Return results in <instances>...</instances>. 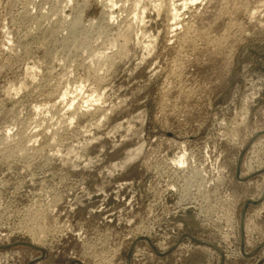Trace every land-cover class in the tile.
Wrapping results in <instances>:
<instances>
[{
	"label": "rangeland",
	"instance_id": "374dc122",
	"mask_svg": "<svg viewBox=\"0 0 264 264\" xmlns=\"http://www.w3.org/2000/svg\"><path fill=\"white\" fill-rule=\"evenodd\" d=\"M101 1L0 0V264H264V0Z\"/></svg>",
	"mask_w": 264,
	"mask_h": 264
},
{
	"label": "bare ground",
	"instance_id": "6f19581e",
	"mask_svg": "<svg viewBox=\"0 0 264 264\" xmlns=\"http://www.w3.org/2000/svg\"><path fill=\"white\" fill-rule=\"evenodd\" d=\"M99 1H100V0H99ZM106 1H107V0H106ZM106 1H105V0H102V1H101V4L104 5V6H106V7H104V8L109 7V8L111 9V6H112V5L114 6L113 0H112V1L109 0V1H107V2H106ZM191 1H192V0H191ZM215 1H216V0H215ZM221 1H222V0H221ZM226 1H227V0H226ZM239 1H240V0H239ZM241 1L243 2V0H241ZM246 1H247V0H246ZM111 2H112L113 4H109V6H107V5H108L107 3H111ZM177 2H178V1H177ZM184 2H185V1H184ZM192 2H193V1H192ZM194 2H195V1H194ZM212 2H214V0H212ZM230 2H231V1H230ZM242 2H241V3H242ZM248 2H249V0H248ZM210 3H211V2H210ZM223 3H224V2H223ZM232 3H233V0H232ZM234 3H236V2L234 1ZM180 4H181V3H180ZM208 4H209V3H208ZM213 4H214V3H213ZM220 4H221V3H220ZM224 4H225V3H224ZM228 4H229V2H228ZM228 4H227V5H228ZM245 4H246V2H245ZM245 4L242 3V4H240V5L244 6ZM110 5H111V6H110ZM185 5H186V3H185ZM215 5H216V4H215ZM227 5H226V6H227ZM238 5H239V4H238ZM240 5H239V6H240ZM248 5H249V4H248ZM204 6H205V5H204ZM223 6H224V5H223ZM245 6H246V5H245ZM183 7H184V6H182V9H183ZM209 7H210V6H209ZM248 7H249V6H248ZM112 8H113V7H112ZM220 8H221V9H216L215 11H212V13L214 14V17H215L216 15H219V14H221V15L224 14V15H226V16L233 17V16H235V14H236L237 12L242 11V10L239 9V8H238V9H239V10H238L237 7L235 6V4H234V5L231 4V6L229 5L227 8L225 7L226 10L224 9V11L222 10V6H221ZM223 8H224V7H223ZM240 8H241V6H240ZM245 8H246V7H245ZM204 9H208V8H204ZM107 10H109V9L107 8ZM243 10L245 11L246 9L243 8ZM103 11H105V10H103ZM169 11H170V15H171L172 20H176V19L180 18V14H179L180 11L178 12V7H177L176 5H174V3L172 4V7L170 8ZM206 11H207V10H206ZM209 11H210V10H209ZM57 12H58V11H57ZM60 12H61V11H60ZM60 12H58V13H60ZM106 12H107V11H105V12L103 13V16H104V14H105ZM203 12H204V11H203ZM207 12H208V11H207ZM207 12H204V13H205V14H208ZM210 12H211V11H210ZM46 13H47V12H46ZM50 13H51V12H50ZM108 13H109V14H107L108 16L105 14L107 17L105 16L106 19H105V18H104V19L107 20V22L109 23V22L112 21L111 19H113V18L111 17V15L113 14V11L110 10V12H108ZM200 13H201V12H200ZM204 13H203V14H204ZM240 13H241V12H240ZM242 13H243V12H242ZM47 14H48V13H47ZM53 14H54V13H53ZM201 14H202V13H201ZM237 14H238V13H237ZM43 15H45V14L42 13V17H43ZM54 15H55V14H54ZM54 15H53L52 17H54ZM58 15H59V14H58ZM61 15H62V14H61ZM211 15H212V14H211ZM50 16H51V15H50ZM203 16H204V15H203ZM207 16H209V15H207ZM219 16H220V15H219ZM38 17H39V16H38ZM42 17H40V19H41ZM48 17H49V16H48ZM56 17H58V16H55V18H56ZM211 17H212V16H211ZM223 17H224V16H223ZM45 18H46V17H45ZM63 18H64V17H63ZM102 18H103V17H102ZM199 18H200V17H199ZM204 18H205V17H204ZM204 18H203V19H204ZM228 18H229V17H228ZM40 19L38 18V20H40ZM203 19H202V20H203ZM206 19H207V18H206ZM209 19H210V18L208 17L207 20L209 21ZM237 19H239V18H236V19L234 18L235 21H236ZM42 20H43V19H42ZM170 20H171V19H170ZM195 20H196V18H195ZM198 20H201V19H198ZM210 20H211V19H210ZM212 20H213V19H212ZM215 20H216V19H215ZM217 20H218V19H217ZM219 20H220V19H219ZM223 20H224V19H223ZM223 20H222V21H223ZM225 20H226V19H225ZM230 20H232V19L230 18ZM230 20H228V21H230ZM49 21H50V20H49ZM102 21H103V20H102ZM208 21L206 22V20L204 19V22L201 21L200 24H199V26H197L196 28L194 27L195 29L198 28L197 31H194V30H193V31L195 32V35H194V34L191 35V33L188 34V33H189V30L191 29V28H189V26L185 28V29L189 28V30H185L186 32L188 31L187 34H186L185 32H183V33H185L186 35L183 36L184 39H180L181 41L183 40L182 43H180L181 46L179 45V48H180V47L183 48V49H182V52H183L184 48H187V49H189V48H192V49H195V48H196V49H199L198 47H200L202 44H201V45L198 44V43H197L198 41H199V43H200V41H201V43H203L202 41H205V43H206V42H208V43H213V44H211V45H214V49H213V50H215V45H220L221 42L223 43V41H224L223 38H224V36H225L224 33H223L222 35H220L221 37H218V35H219L220 33H219L218 35H217V33L214 34V33H213L214 30H213V32L210 30V25H211L212 23H210L211 21H210V22H208ZM228 21H227V22H228ZM235 21L233 22V20H232L233 23H232V22L229 23L228 26L226 27V30H232V29H235V28L238 29V25H240V23L235 22ZM238 21H240V19H239ZM50 22H51V21H50ZM212 22H213V21H212ZM40 23H41V22H40ZM53 23H54V22H53ZM55 23H56V22H55ZM58 23H59V22H58ZM104 23H105V22H104ZM113 23H114V22H113ZM217 23H218V22H217ZM220 23H221V22H220ZM223 23L226 24L225 21H224ZM223 23H222V24H223ZM79 24H80V19L77 17V18H75V19L73 20V22L71 23L70 31H73V30H74ZM95 24H96V23H95ZM174 24H175V23H174ZM174 24H173V25H174ZM190 24H192V23H190ZM190 24H189V25H190ZM225 24H224V25H225ZM92 25H93V24H92ZM214 25H215V23H214ZM226 25H227V24H226ZM226 25H225V26H226ZM41 26H42V25H41ZM88 26H89V25H88ZM90 26H91V25H90ZM193 26H194V25H193ZM216 26H217V25H216ZM174 27H175V26H174ZM190 27H191V26H190ZM211 27H212V26H211ZM213 27H214V26H213ZM222 27H223V26H222ZM171 28H172V27H171ZM108 29H109V28H108ZM192 29H193V28H192ZM192 29H191V30H192ZM214 29H216V28H214ZM217 29H218V28H217ZM217 29H216L215 31H218ZM58 30H59V29H58ZM191 30H190V31H191ZM208 30H210V31L212 32V34H214L215 36L217 35V37L211 39V37H212L213 35L211 34V37H210V36H209L210 34L208 35V33H209ZM220 30H221V27H220ZM226 30L224 29V31H226ZM235 30H236V29H235ZM173 31H174V30H173ZM191 32H192V31H191ZM219 32H220V31H219ZM226 32H227V31H226ZM73 33H74V31H73ZM181 33H182V32H181ZM228 33H229V32H228ZM230 33H232V32H230ZM174 35H175V34H174ZM223 35H224V36H223ZM233 35H234V34H233ZM181 36H182V35H181ZM181 36H180V37H181ZM226 36H227V34H226ZM226 36H225V37H226ZM231 36H232V35H231ZM231 36H230V39H231ZM178 37H179V36H178ZM213 37H214V36H213ZM117 38H118V37H117ZM125 38H127L126 35H125ZM169 38H170V37H169ZM181 38H182V37H181ZM197 39H199V40H197ZM224 39H226V38H224ZM230 39H228V40H230ZM237 39H238V38H237ZM169 40H170V39H169ZM180 40H179V41H180ZM221 40H223V41H221ZM226 40H227V39H226ZM123 41H124V40H123ZM179 41H178V42H179ZM196 41H197V42H196ZM124 42H126V41H124ZM124 42H123V43H124ZM127 42H128V40H127ZM178 42H177V43H178ZM225 42H226V41H225ZM227 43H228V42H227ZM81 44H82V43H81ZM109 44H110V43H109ZM113 44H114V43H113ZM125 44H126V43H125ZM223 44H224V43H223ZM223 44H221V45H223ZM228 44H229V43H228ZM228 44H227V45H228ZM121 45H122V44H121ZM121 45L119 46L120 48H121ZM174 45H175V44H174ZM197 45H199V46L197 47ZM206 45H207V43H206ZM78 46H79V45H78ZM80 46H81V45H80ZM111 46H112V45H111ZM123 46H125V45H123ZM123 46H122V49H124ZM208 46H209V45H208ZM224 46H225V44H224ZM82 47H83V46H82ZM84 47H85V46H84ZM87 47H88V46H87ZM113 47H114V46H113ZM205 47H207V46H205ZM225 47H226V46H225ZM230 47H232V46H231V43H230ZM61 48H62V47H61ZM61 48H60V50H61ZM75 48H76V47H75ZM79 48H80V47H79ZM108 48H109V47H108ZM219 48H221V47H219ZM122 49H121V50H122ZM180 49H181V48H180ZM201 49H202V47H201ZM201 49H200V50H201ZM204 49H205V48H204ZM206 49H208V48H206ZM209 49H210V46H209ZM216 49L219 50L218 48H216ZM73 50H74V49H73ZM172 50H173V49H172ZM178 50H179V49H178ZM178 50H176V52H177ZM189 50H190V49H189ZM220 50H221V49H220ZM220 50H219V51H220ZM228 50H229V49H228ZM231 50H232V49H231ZM69 51H70V50H69ZM87 51H88V50H87ZM92 51H93V50H92ZM195 51H196V50H194L193 52H195ZM201 51H203V50H201ZM207 51H208V50H207ZM207 51H206V53H208L209 51L211 52V50H209L208 52H207ZM221 51H222V50H221ZM85 52H86V51H85ZM103 52H104V51H103ZM185 52H186V50H185ZM193 52H192V53H193ZM198 52H199V51H198ZM203 52H204V51H203ZM210 52H209V53H210ZM213 52H214V51H213ZM216 52H217V51H216ZM223 52H224V51H223ZM223 52H221V53L223 54ZM225 52H227V51H225ZM87 53H89V52H87ZM177 53H180V55H181V52H180V51H178ZM177 53H176V54H177ZM189 53H190V52H189ZM189 53H188V54H189ZM199 53H200V52H199ZM199 53H198V54H199ZM204 53H205V52H204ZM204 53H203V54H204ZM209 53H208V55H209ZM228 53H229V52H228ZM228 53H227V54H228ZM95 54H96V53H95ZM104 54H105V53H103V55H104ZM183 54H184V53H183ZM183 54L181 55V56H182V59H183ZM190 54H191V53H190ZM198 54H197V55H198ZM203 54L201 53L202 56H203ZM217 54H218V52H217ZM219 54H220V53H219ZM225 54H226V53H225ZM225 54H223V55H225ZM55 55H56V54H55ZM89 55H90V54H89ZM93 55H94V54H93ZM100 55H101V54H100ZM180 55H179L178 58H175L178 62H181V60H182V59H180V57H181ZM184 55H186V54H184ZM193 55L196 56V54H193ZM193 55H191V56L189 55V56L192 58ZM204 55H205V54H204ZM211 55H212V54L210 53L209 56H211ZM229 55H230V54H229ZM96 56H97V55H96ZM189 56H188V57H189ZM205 56H207V54H206ZM209 56L207 57V58H209V59L213 57V56H212V57H209ZM215 56H217V55H215ZM225 56H226V55H225ZM93 57H94V56H93ZM105 57H106V56H105ZM107 57H108V56H107ZM185 57H187V56H185ZM190 57H189V58H190ZM198 57H200V55H199ZM203 57H204V56H203ZM66 58H67V57H66ZM88 58H89V57H88ZM97 58H98V57H97ZM189 58H187V59L189 60ZM196 58H197V57H195V59H196ZM204 58H205V57H204ZM213 58H214V57H213ZM215 58H216V57H215ZM219 58H220V57H219ZM226 58H227V57H226ZM63 59H64V58H63ZM103 59H104V57H103ZM178 59H180V61H179ZM199 59H200V58H199ZM202 59H203V58H202ZM191 60H192V59H191ZM206 60H207V59H206ZM206 60H205V61H206ZM210 60H211V59H210ZM216 60H217V59H216ZM56 61H57V60H56ZM97 61H98V59H97ZM189 61H190V60H189ZM192 61H193V60H192ZM192 61H190V62H192ZM194 61H195V60H194ZM194 61H193V63H194ZM197 61H199V60H197ZM202 61H204V60H202ZM211 61H212V60H211ZM214 61H215V60H214ZM174 62H175V60H174ZM178 62H177V63H178ZM185 62H186V60H185ZM185 62H183L184 65L186 64ZM190 62H188V64H186V66H187V65H190V64H189ZM59 63H60V62H59ZM175 63H176V62H175ZM196 63H197V62H196ZM92 64H93V63H92ZM178 64H179V63H178ZM180 64H181V63H180ZM180 64H179V66L176 65V67H179V68H180ZM183 64H182V65H183ZM182 65H181V67H184V66H182ZM191 65H192V63H191ZM218 65H219V63H218ZM103 66H104V65H103ZM103 66H102V67H103ZM186 66H185V67H186ZM197 66H198V65H197ZM224 66H225V65H224ZM189 67H190V66H189ZM205 67H206V66H205ZM91 68H92V67H91ZM95 68H96V67H95ZM98 68H99V67H98ZM212 68H213V67H212ZM219 68H220V67H219ZM183 69H184V68H183ZM214 69H215V68H213V71H214ZM176 70H177V69H176ZM176 70H175V71H176ZM179 70H180V69H179ZM179 70H177V71L179 72ZM181 71H182V70H180V72H181ZM203 71H204V70H203ZM174 73L176 74V72H174ZM183 73H184V72H183ZM204 74H205V73H204ZM46 75H47V74H46ZM178 75H179V73H178ZM180 75H182V74H180ZM184 76H185V75H184ZM48 77H49V76H48ZM195 77H196V75H195ZM209 77H210V75L208 76V78H209ZM44 78H45V77H44ZM44 78H43V79H44ZM178 78H179V77H178ZM184 78H185V77H184ZM205 78H206V77H205ZM205 78H204V79H205ZM175 79H177V78H176V75H175ZM200 79H201V78H200ZM178 80H179V79H178ZM178 80H177V81H178ZM180 80H182L181 77H180ZM180 80H179V81H180ZM183 80H184V79H183ZM191 80L193 81V79H191ZM206 80H207V79H206ZM179 81H178L177 83H180ZM185 81H186V80H185ZM192 81H191V83H192ZM200 81H201V80H200ZM50 82H51V81H50ZM181 82H182V81H181ZM188 82L190 83V81H187L185 84H187ZM193 82H194V81H193ZM197 82H199V80H197ZM203 82H204V80H203ZM203 82H200V83H203ZM205 82H206V81H205ZM205 82H204V84H208V82H207V83H205ZM183 83H184V82H183ZM195 83H196V81H195ZM177 85H178V84H177ZM180 85H182V84L180 83ZM180 85H179V86H180ZM183 85H184V84H183ZM187 85H188V84H187ZM187 85H186V86H187ZM189 85H190V84H189ZM189 85H188L187 88H186L187 90H188ZM192 85H193V87H194L195 84L193 83ZM197 85H198V84H197ZM197 85H196V86H197ZM179 86H178V88L181 87V86H180V87H179ZM184 86H185V85H184ZM198 86H200V84H199ZM202 86H203V85H202ZM205 86H207V85H205ZM209 86H210V85H209ZM190 87H191V86H190ZM178 88H177V89H178ZM194 88H195V87H194ZM173 89H174V88H173ZM177 89H176V91H177ZM181 89H185V88H181ZM181 89H178V90H180L179 92H181V91L183 92V91H184V90H181ZM186 89H185V91H184L185 93L181 94V96L179 95V93L176 94V91H175V94L180 96V98H181V103H182V102H185V100L188 102V97H190V96L192 95L191 93L195 92L193 88H192V89H193V92H192V90H191V93H189ZM195 89H196V91H199V90H200V89L198 90L197 88H195ZM202 89H203V87H202ZM204 89H205V88H204ZM204 89H203V90H204ZM207 89H208V88H207ZM174 90H175V89H174ZM208 90H209V89H208ZM189 91H190V89H189ZM205 91H206V89H205ZM172 92H173V91H172ZM182 92H181V93H182ZM186 92H187V93H186ZM196 93H198V96H197V97H199V95H200L199 93L203 94L202 96H204V93H203L202 90H200V92H196ZM196 93H194V95H195ZM207 93H208V91H207ZM190 94H191V95H190ZM205 94H206V92H205ZM64 95L66 96V94H64ZM64 95H62V96H64ZM196 95H197V94H196ZM192 96H193V95H192ZM202 96L200 95V99H201ZM177 97H178V96H177ZM175 98H176V97H175ZM178 98H179V97H178ZM180 98H179V99H180ZM193 98L196 99V100H194ZM193 98H192V99H193L194 101H196V102H197V101L200 102L199 104H201V101L203 100V98H202V100L199 101V100L196 98V96L193 97ZM179 99H174V100H175L174 103L176 104V103H177V100L179 101ZM190 99H191V98H190ZM182 100H183V101H182ZM193 100H192L191 102H194ZM69 101H70V100H69ZM56 102H57V100H56ZM71 102H72V100H71ZM189 102H190V101H189ZM198 102H197V104H198ZM62 103H63V102H62ZM69 103H70V102H69ZM179 103H180V102H179ZM185 103H186V102H185ZM186 104H187V103H186ZM189 104H190V103H189ZM191 104H196V103L194 102V103H191ZM199 104H198V105H199ZM54 105H55V104H54ZM63 105H64V104H63ZM70 105H72V103H70ZM181 105H182V104H181ZM198 105H197V106H198ZM66 106H67V105H66ZM72 106H73V105H72ZM72 106H71V107H72ZM165 106H166V108H167V105H165ZM179 106H180V105H179ZM183 106H185V105L183 104ZM187 106H188V105H187ZM190 106H193V105H190ZM194 106H195V105H194ZM60 107H61V106H60ZM62 107H63V106H62ZM68 107H69V106H68ZM176 107H178V105H176ZM180 107H181V106H180ZM185 107H186V106H185ZM57 108H58V107H57ZM63 108H64V107H63ZM65 108H66V107H65ZM181 108H182V107H181ZM183 108H184V107H183ZM69 109H70V107H69ZM72 109H73V108H72ZM163 109H165V107H164ZM59 110H60V109H59ZM61 110H62V109H61ZM61 110L59 111L60 113H61ZM75 110H76V109H75ZM75 110H74L73 114H75V112L77 113V110H76V111H75ZM167 110H168V108H167ZM64 111H65V110H64ZM67 111H68V109H66V112H67ZM163 111H164V110H163ZM59 112H58V113H59ZM66 112H65V114H66ZM164 112H169V111H164ZM52 113H53V112H52ZM54 113H56V112H54ZM56 114H57V113H56ZM61 114H62V113H61ZM31 116H32V115H31ZM51 116H52L51 118H53L55 115H54V116L51 115ZM15 117H16V116H15ZM49 117H50V116H49ZM60 117H62V118L64 117V118H65L66 116H65V115H60ZM60 117H59V118H60ZM59 118H58V119H59ZM31 119H32V117H31ZM48 119H50V118H48ZM67 119H68V117H67ZM62 120H63V119H62ZM62 120H61V121H62ZM68 120H69V119H68ZM14 121H15V119H14ZM29 121H30V120H29ZM29 121H27V123H28ZM49 121H50V120H49ZM34 122H35V121H34ZM51 122H52V120H51ZM15 124H16V123H15ZM47 124H48V123H47ZM29 125H30V124H29ZM39 125H40V124H39ZM39 125H38V123H37V126H39ZM48 125H49V124H48ZM48 125H47V126H48ZM20 126H21V125H20ZM30 126H31V125H30ZM30 126H29V129H30ZM33 126H34V125H33ZM50 126H51V125H50ZM55 126H56V123H55ZM24 127H25V126H24ZM40 127H41V126H39V128H40ZM37 128H38V127H37ZM22 129H23V128H22ZM26 129H27V128L25 127V129H23V130L26 131ZM29 129H27V130H29ZM35 130H36V129H35ZM40 130H41V129H40ZM40 130H39V131H40ZM45 130H46V129H45ZM45 130H43V131H45ZM7 131H8V130H7ZM7 131H6L7 134H3V136L0 135V137L3 138V139L1 140V144H2L3 147H1V148H2L3 150H5V151H6V150H11V148H12L11 145H12V143H13L14 141H15L17 144H15L16 146H15V148H13V149H18V148H21L22 150L25 149V148H23L20 144H21V143L23 144V141H25V138H27V139H29V140H30L31 138H34V137L36 136L34 133H36V131H38V130H36V131L32 130V131H29V132L26 131L25 133L22 131L23 134H22V135H19V134H18V135H19V136H18L19 138H16V140H13V139H12L13 136L10 138L11 135H10V136L8 135L10 130H9L8 132H7ZM33 131H34V133H33ZM43 131H42V133H44ZM54 131H55V130H54ZM22 132H21V133H22ZM4 133H5V132H4ZM39 133L42 134L41 132H39ZM45 133H46V132H45ZM40 134H37V136L40 135ZM42 135L44 136V134H42ZM47 136H49V135H47ZM44 137H45V136H44ZM50 137H51V135H50ZM54 137H55V136H54ZM35 138H36V137H35ZM39 138H40V137H39ZM27 139H26V141H29V140H27ZM33 140H34V139H33ZM33 140H30V141H33ZM26 141H25V142H26ZM34 142H35V141H34ZM51 142H52V141H51ZM36 143H37V142H36ZM49 143H50V142H49ZM29 144H30V143H29ZM23 146H24V145H23ZM24 147H25V146H24ZM26 147H27V146H26ZM38 148H39V147H38ZM41 148H42V147H41ZM19 150H20V149H19ZM20 151H21V150H20ZM10 152L12 153V151H10ZM10 152H9V153H10ZM24 153H25V152H24ZM7 155H8V154H7ZM182 155H183V154H181V156H178L179 159H176V160L178 161L179 164H180V163L182 164V163L186 162V161H184V158H183ZM173 159H174V158H173ZM176 160H175V161H176ZM173 161H174V160H173ZM177 161H176V163H177ZM178 163H177V164H178ZM181 164H180V165H181ZM238 166L240 167L239 164H238ZM249 166H250V165H249ZM249 169H250V168H249ZM245 228H246V227H245ZM201 246H202V245H201ZM203 247H205V246H203ZM36 264H38V263H36ZM40 264H41V263H40Z\"/></svg>",
	"mask_w": 264,
	"mask_h": 264
},
{
	"label": "water",
	"instance_id": "95a60500",
	"mask_svg": "<svg viewBox=\"0 0 264 264\" xmlns=\"http://www.w3.org/2000/svg\"><path fill=\"white\" fill-rule=\"evenodd\" d=\"M244 151H245V150H243V152H242L241 155H240V158H239L238 164L241 162L242 155H243ZM238 171H239V166L237 167V172H238ZM263 195H264V194H263ZM259 201H260V199L257 200V201H254V200H247V201L244 203L243 207H242L241 214H240V234H241V243H242V244H243V235H244V217H245L246 209H247V207H248L250 204H253V205H254V204H257ZM192 240H193L194 242H196L197 244H201V245H204V246H207V247H210V248H212V249L217 250V248H216L214 245L210 244V243L202 242V241H199V240H196V239H193V238H192ZM26 245H27V246H30V247H34V246L30 245V244H26ZM3 248H6V247H0V249H3ZM34 248H35V247H34Z\"/></svg>",
	"mask_w": 264,
	"mask_h": 264
}]
</instances>
